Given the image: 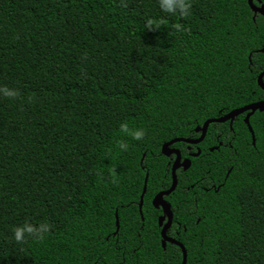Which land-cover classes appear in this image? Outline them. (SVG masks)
<instances>
[{
	"label": "trees",
	"instance_id": "1",
	"mask_svg": "<svg viewBox=\"0 0 264 264\" xmlns=\"http://www.w3.org/2000/svg\"><path fill=\"white\" fill-rule=\"evenodd\" d=\"M248 1L188 0L180 17L157 0H0V88L17 93L0 94V264H182L151 205L172 184L162 147L264 101V18ZM246 115L209 126L165 198L187 264H264V112L255 145ZM25 221L49 231L17 243Z\"/></svg>",
	"mask_w": 264,
	"mask_h": 264
},
{
	"label": "water",
	"instance_id": "2",
	"mask_svg": "<svg viewBox=\"0 0 264 264\" xmlns=\"http://www.w3.org/2000/svg\"><path fill=\"white\" fill-rule=\"evenodd\" d=\"M254 2H258L260 3V0H249L248 3H249V6L251 8V10L253 11L254 14H259L260 16H262L264 18V5H260L259 7L255 5ZM262 53H264V49L261 50ZM263 78H264V72L261 73L258 77V85L259 87L264 91V81H263ZM257 111H260V112H264V101H260V102H257V103H254V104H251V105H248L246 107H243V108H239V109H236L218 119H210L208 121H206L202 127H198L196 129V133H201V137L199 140L197 141H194V140H190V139H175V140H172L171 142L169 143H166L163 145L162 147V154L166 157H170L172 154H176L177 155V159L173 165V170H172V174H173V184H172V187L168 190V191H165V192H162L160 193L159 195L156 196V198L154 199L153 201V204L154 206L157 208L159 206L163 207V209L165 210L166 214L168 215V224L165 225L164 229L162 230V239H163V247L165 248V244L166 242H171L175 245H177L183 252V261H182V264H187V251L186 249L184 248V246L175 241V240H170L167 238L166 236V231L169 229V227L171 226V222H172V219H173V216H172V213L170 211V207L168 206V204L166 203L164 197L166 196H169L171 195L174 190L176 189V186H177V176H176V172L178 170V168L180 167H183L185 170H187L190 166V161L189 160H186L184 161V163H181V156H180V152L179 151H176V150H173L171 149L170 147L173 146L174 144L176 143H186L188 145H197L199 143L202 142V140L204 139V137L206 136V133L208 131V128L211 124H214V123H219V124H223V123H226V122H230V124L233 123V121L240 115H243L245 113H247L246 115V118L244 120L245 124L247 125L251 135H252V141H253V144L255 145V137H254V132L251 128V125H250V118L254 115L255 112ZM198 156V155H196ZM195 156V157H196ZM147 182H148V176L146 177V180H145V186H144V190H143V193L141 195V199H140V214L142 215V208H143V202H144V196L146 194V190H147ZM163 221L164 219L161 218L160 219V226L162 227L163 225ZM116 233L115 235L118 233L119 231V219H118V215L116 214Z\"/></svg>",
	"mask_w": 264,
	"mask_h": 264
},
{
	"label": "clouds",
	"instance_id": "3",
	"mask_svg": "<svg viewBox=\"0 0 264 264\" xmlns=\"http://www.w3.org/2000/svg\"><path fill=\"white\" fill-rule=\"evenodd\" d=\"M158 6L162 13L166 15H178L184 17L188 15L190 4L188 0H157ZM159 26L163 21L153 22L148 20L146 23L147 28H152L153 24ZM176 31L181 30V25L179 23L172 25ZM0 94L5 97H14L17 93L15 91L9 90L7 88H0ZM120 132L126 136H129L132 140L139 141L143 138L144 132L141 129H129L127 124L120 125ZM121 149L126 148V145L121 143L119 145ZM50 225L46 222H39L33 225L30 222L25 221L22 225L16 226L12 229V239L17 242H23L27 237H32L34 239H41L44 234L49 231Z\"/></svg>",
	"mask_w": 264,
	"mask_h": 264
},
{
	"label": "flooded vegetation",
	"instance_id": "4",
	"mask_svg": "<svg viewBox=\"0 0 264 264\" xmlns=\"http://www.w3.org/2000/svg\"><path fill=\"white\" fill-rule=\"evenodd\" d=\"M234 121H235V120H234ZM234 121H233V122H234ZM208 129H209V128H208ZM200 134H201V133H200ZM206 135H207V133H206ZM200 137H201V135H200L198 138H196V139H190V140L197 141V140L200 139ZM205 138H206V136L204 137V139L202 140V142L199 143V144H197V145H188V144H187L188 147H187L186 149H187V151H188L187 155H188L189 157H184V158H183V156L181 155L180 150L176 149L175 147L173 148V146L170 147L171 149L180 152L181 163H184V161H186V160H189V161H190V166H189V168H188L187 170H185L183 167L178 168V170H177V172H176V176H177L178 171L182 170V171L186 172V171H188V170L191 168V166H192V162H191L190 158H197V157H199V156L202 155V154H201V150H200V148H199L198 146L201 145V144L203 143V141L205 140ZM185 144H186V143H185ZM222 146H223V144H222L221 142H219L217 145H215V146L209 148L208 150H209V152L213 153L214 151H219L220 147H222ZM192 147H196V148H195V151H193V148H192ZM162 155H163V154H162ZM196 155H198V156H196ZM195 156H196V157H195ZM165 157H166V156H165ZM167 158L171 160V163H170V169H171L172 184H173V174H172V170H173V165H174V163H175V161H176V159H177V155H176V154H172L170 157H167ZM147 176H148V174L146 175V177H147ZM172 184H171V187H172ZM177 186H178V176H177ZM177 186H176V188H177ZM171 187H170V188H171ZM212 187H213V189H214L216 192H217L218 189H219V188H216L214 185H213ZM170 188H169V189H170ZM186 190H190V189H186ZM166 191H168V190H166ZM175 191H176V189L174 190V192H175ZM205 191L208 192L209 189H205ZM162 192H165V191H162ZM162 192H160V193H162ZM174 192H173V193H174ZM160 193H158L157 195H159ZM173 193H172V194H173ZM172 194H171V195H172ZM157 195H156V196H157ZM156 196L153 198V200H152V204H151V205H152V207H153L154 209H156L157 211L162 212V215L158 217V223L160 222V219H161V218L164 219L163 224H162L163 226L161 227L160 224H159V227L161 228V238H162V230L164 229L165 225L168 224L169 219H168V215L166 214V212H165V210L163 209V207L159 206V207L156 208V207L154 206L153 201H154V199L156 198ZM169 196H170V195H169ZM166 197H168V196H166ZM166 197H164V199H165ZM165 201H166V203L168 204V206L170 207V211H171L172 216H173V212H172L171 205L169 204V202H168L166 199H165ZM173 218H174V217H173ZM172 225H173V219H172L171 226L169 227V229L172 227ZM169 229L166 231V236H167V238L170 239V240H175L174 238L169 237V235H168V231H169ZM175 241H176V240H175ZM177 242H178V241H177ZM167 244L175 245V244H173V243H171V242H166L165 245L167 246ZM166 246H165V248L163 247V239H162V247H163V249H166ZM175 246H177V245H175Z\"/></svg>",
	"mask_w": 264,
	"mask_h": 264
}]
</instances>
